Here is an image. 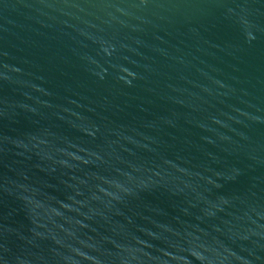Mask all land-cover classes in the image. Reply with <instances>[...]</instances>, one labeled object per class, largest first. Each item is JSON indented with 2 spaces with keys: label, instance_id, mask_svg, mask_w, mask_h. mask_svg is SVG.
Returning <instances> with one entry per match:
<instances>
[{
  "label": "water",
  "instance_id": "obj_1",
  "mask_svg": "<svg viewBox=\"0 0 264 264\" xmlns=\"http://www.w3.org/2000/svg\"><path fill=\"white\" fill-rule=\"evenodd\" d=\"M0 264H264V0H0Z\"/></svg>",
  "mask_w": 264,
  "mask_h": 264
}]
</instances>
